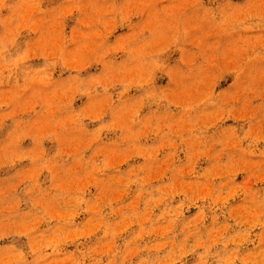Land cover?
Wrapping results in <instances>:
<instances>
[{
  "label": "rangeland",
  "instance_id": "1",
  "mask_svg": "<svg viewBox=\"0 0 264 264\" xmlns=\"http://www.w3.org/2000/svg\"><path fill=\"white\" fill-rule=\"evenodd\" d=\"M0 264H264V0H0Z\"/></svg>",
  "mask_w": 264,
  "mask_h": 264
}]
</instances>
